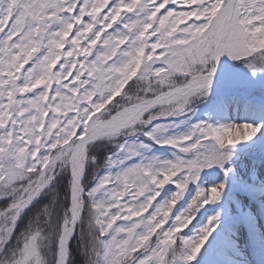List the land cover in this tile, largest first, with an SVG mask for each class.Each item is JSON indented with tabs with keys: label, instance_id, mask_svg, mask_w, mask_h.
Returning a JSON list of instances; mask_svg holds the SVG:
<instances>
[{
	"label": "snow or ice",
	"instance_id": "6c2138e0",
	"mask_svg": "<svg viewBox=\"0 0 264 264\" xmlns=\"http://www.w3.org/2000/svg\"><path fill=\"white\" fill-rule=\"evenodd\" d=\"M261 77L264 0H0V253L60 168L69 207L55 264H69L84 220V264H190L219 213L184 229L225 188L202 187L201 171L228 176L237 144L264 141ZM233 106L261 120L213 119ZM155 145L171 158L147 155ZM41 238L26 231L0 264H47Z\"/></svg>",
	"mask_w": 264,
	"mask_h": 264
},
{
	"label": "rangeland",
	"instance_id": "374dc122",
	"mask_svg": "<svg viewBox=\"0 0 264 264\" xmlns=\"http://www.w3.org/2000/svg\"><path fill=\"white\" fill-rule=\"evenodd\" d=\"M255 95L257 97L264 95V89L257 87ZM194 103L196 108L193 119L195 120L205 114L206 105L199 101ZM213 119H220L221 122L248 121L256 123L261 120V117L258 114L245 112L243 106H233L225 116L213 115ZM180 127L183 128V125ZM136 136L144 139L139 133ZM258 137L259 134L252 140L241 142L235 146L232 158L226 164V167L232 168V173L228 176H225L219 166L201 171L199 183L202 187H210L213 184L224 182L225 188L221 197L200 208L196 218L188 228L184 229L185 235H192L208 221L210 216L219 213V223L190 264H264V141ZM132 140L135 141L136 137H132ZM152 154L159 155L161 158H171L172 155L167 145L163 147L155 145L151 152L147 153V155ZM135 159H139V157ZM62 170L57 169L56 177ZM100 174H103V169ZM53 183L49 187L51 190ZM165 189L174 191L175 185L168 184ZM195 190L196 184H190L174 211H180L186 206ZM40 195L27 207L29 208ZM26 209L16 221L15 230ZM253 223H255V228H251ZM80 253H82L81 257L85 256L83 251Z\"/></svg>",
	"mask_w": 264,
	"mask_h": 264
},
{
	"label": "trees",
	"instance_id": "16d2710c",
	"mask_svg": "<svg viewBox=\"0 0 264 264\" xmlns=\"http://www.w3.org/2000/svg\"><path fill=\"white\" fill-rule=\"evenodd\" d=\"M92 153L100 161L103 158L104 148H93ZM90 167L94 168L95 164ZM102 171V169H101ZM100 171V172H101ZM100 174V173H99ZM95 183V181H93ZM70 184V175L66 170H62L55 178L52 190L46 189L40 197L23 213L16 230L8 243L5 253H1L0 260L5 258L8 249L14 247L18 243V237L28 230H40L42 238L39 241L40 251L46 258L47 264H53L55 259V252L57 248V233L56 227L59 225L61 219L68 206V188ZM7 201H0V207H3ZM47 209V210H46ZM87 227V221H82L77 229V233L73 237L70 248L72 254L69 264H84L85 256L81 257L82 242L79 239V232L81 228Z\"/></svg>",
	"mask_w": 264,
	"mask_h": 264
},
{
	"label": "bare ground",
	"instance_id": "6f19581e",
	"mask_svg": "<svg viewBox=\"0 0 264 264\" xmlns=\"http://www.w3.org/2000/svg\"><path fill=\"white\" fill-rule=\"evenodd\" d=\"M261 79H262V80H264V77H261ZM254 225H255V223H253V224H252V227H251V228H255V226H254ZM230 231H232V229H231V228H230ZM70 241H71V240H70ZM70 241H69V243H68V247H69V245H70ZM239 253H240V252H239Z\"/></svg>",
	"mask_w": 264,
	"mask_h": 264
}]
</instances>
